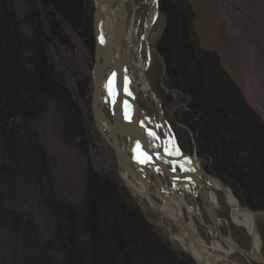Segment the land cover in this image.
Here are the masks:
<instances>
[{"label":"trees","instance_id":"obj_1","mask_svg":"<svg viewBox=\"0 0 264 264\" xmlns=\"http://www.w3.org/2000/svg\"><path fill=\"white\" fill-rule=\"evenodd\" d=\"M26 1L24 21L13 0H0V264L9 251L27 254L23 261L14 257L15 264H197L141 208L120 175L115 151L96 129L95 1ZM135 3L140 38L150 6ZM156 4L146 77L177 146L242 207L264 213L261 114L218 54L201 44L187 0ZM53 104L63 112L64 137L86 161L80 204L58 192L51 156L34 124ZM204 187L218 228L250 250L251 236L232 223L223 192ZM256 225L264 255V214ZM199 229L210 238L208 229Z\"/></svg>","mask_w":264,"mask_h":264},{"label":"bare ground","instance_id":"obj_2","mask_svg":"<svg viewBox=\"0 0 264 264\" xmlns=\"http://www.w3.org/2000/svg\"><path fill=\"white\" fill-rule=\"evenodd\" d=\"M128 1L103 0L99 10L100 63L103 66L106 83L120 89L111 98L103 96L102 92L97 95L95 111L100 127L126 153L127 158L135 161L131 165L126 157L120 159L125 183L142 200L156 203V206L153 205L154 208L176 225L182 247L200 264H231L228 262L232 255L230 249L214 236L210 244L200 237L193 209L186 203L179 185L184 182L192 184L196 180L199 185L207 184L223 191L226 203L230 207L232 222L246 227L253 239V249L256 252L260 248V238L256 229L257 218L239 204L229 188L219 180L205 176L191 157L180 153L162 117L158 119L134 106L131 97L137 98L140 91L147 92L148 82L145 77L146 64L137 56L134 46L135 28L128 20L125 9ZM134 68L139 70V79L132 73ZM113 128L116 132H113ZM159 135L162 139L158 137ZM151 139L157 141L158 151L163 157L171 160L175 169L180 165L192 172L184 175L186 178L177 177L172 173L173 175H170L172 186L164 185L158 176L162 186L156 183L151 175L153 170L157 174V159L160 156L157 154L153 156L148 151V148L152 149ZM156 197L161 201L157 202ZM186 205L189 213L185 209Z\"/></svg>","mask_w":264,"mask_h":264},{"label":"rangeland","instance_id":"obj_3","mask_svg":"<svg viewBox=\"0 0 264 264\" xmlns=\"http://www.w3.org/2000/svg\"><path fill=\"white\" fill-rule=\"evenodd\" d=\"M145 1L148 2L150 9L145 17L143 36L140 38L138 36L141 21L139 15H137L139 6L135 3V0H129L127 8L128 20L134 24L135 28L134 46L136 47L137 56L141 57L145 62L147 71L150 62V45L153 38L152 30L156 24L158 15L156 0ZM187 2L195 11V27L201 44L214 50L218 54L224 68L240 86L249 103L261 114L264 120V0H187ZM13 3L16 12L25 21V11L29 8L28 2L26 0H13ZM132 73L137 79L140 78L139 70L134 68L132 69ZM142 94L144 97L143 100ZM136 99L142 112L145 111L149 115L158 117V119L161 116L164 118L158 100L157 103L152 100L151 92H146V90L140 91ZM63 119L64 115L62 110L53 104L34 124L39 132L42 143L51 156L53 175L58 192L63 198L75 204H80L84 190L86 161L83 154L77 148L70 145L64 137ZM165 125L169 128L166 121ZM170 134L172 135L171 131ZM150 144L153 150L158 146L155 139H151ZM163 160L165 159H162V163L167 166ZM117 162L122 177V169L118 158ZM168 168L172 169V165ZM178 169L179 173H181L180 168ZM184 171L186 173L192 172L188 169ZM151 176L155 181L153 174ZM157 176L164 185L172 186L168 175L162 169L157 168ZM179 188L188 203L190 199H193V204H189L198 211L202 219V213L205 211L207 220L205 221L203 219V221L206 224H210L211 220L206 211L207 204L200 194V190L195 186V190L197 189L199 191L196 196V192L192 193L189 185L186 183H181ZM152 189L155 191L154 187ZM133 194L137 197L138 203L148 217L163 229L172 242L182 247L179 230L176 225L164 218L148 201L142 200L134 192ZM156 201L160 202L161 200L156 197ZM198 205L204 209L203 212L197 209L196 206ZM186 218L188 219L187 214ZM199 226L198 224L197 227L200 237L206 243L210 244L212 234L210 233L211 236L209 239L206 238L207 235L199 229ZM229 233L231 234L229 231L227 235ZM247 233L249 234L248 231ZM9 254L11 256L7 257L8 261L5 264H15L16 259L14 257L16 256L21 261L27 256L24 253L14 256L10 251ZM228 262L231 264H251L246 258L240 255L238 256L237 254H232Z\"/></svg>","mask_w":264,"mask_h":264},{"label":"water","instance_id":"obj_4","mask_svg":"<svg viewBox=\"0 0 264 264\" xmlns=\"http://www.w3.org/2000/svg\"><path fill=\"white\" fill-rule=\"evenodd\" d=\"M95 1V5H96V11H95V20H94V27H95V37H96V40H95V56H94V66H93V82H94V94H93V112H94V118H95V122H96V129L97 131L100 133V135L103 137V139L105 140V142L111 146L113 148V150L115 151L116 155H117V158L119 160V164H120V159L122 157H126V153L123 152V150H121L117 144H115L112 139L106 135L104 133V131L102 130V128L100 127V124H99V119H98V116L96 114V111H95V102H96V98H97V95L102 92L103 93V96H107L109 98H111L114 93H118L120 91L119 88H116L114 85H112L111 83H109L110 85H108L106 83V78H105V75H104V72H103V66L102 64L100 63L101 61V49H100V41H99V10H100V6H101V3L103 0H94ZM126 13L128 14V8H127V5H126ZM145 72H146V68H145ZM145 77H146V74H145ZM147 80V78H146ZM148 82V81H147ZM148 91L151 92V98L152 100L155 101V103H157V99H156V95L151 91V87L149 85V82H148ZM131 100L134 104L135 107H139V104L137 102V99L135 97H131ZM143 116V115H142ZM145 116V115H144ZM143 116V117H144ZM162 117V116H161ZM163 118V117H162ZM164 119V118H163ZM113 132H116V129L113 128ZM159 138L162 139V137L159 135L158 136ZM176 142V141H175ZM148 148V147H147ZM179 148V147H178ZM180 150V149H179ZM148 151L150 152L151 155L154 156V154H157L158 156H160V158L158 157L157 159V168L159 169H162L169 177V180H171L170 178V175L173 173L174 175H176L177 177H183V178H186V176L184 177V175H187V173H183L185 169H188L186 167H183V166H178L181 170V173H177L176 172V169L175 167L172 165L171 163V160L169 158H166V157H163L160 153V151H155L153 149H149L148 148ZM180 153L184 156H189L191 157L196 163V159L194 157H192L191 155L189 154H186V153H183L181 150H180ZM165 159L167 161H169L172 165V169L168 168L167 166H165L163 163H162V159ZM129 160V164L133 165V159L132 158H127ZM135 162V161H134ZM198 164V163H197ZM199 165V164H198ZM200 166V165H199ZM201 168V166H200ZM202 169V168H201ZM190 170V169H188ZM203 170V169H202ZM153 176L155 178V181L156 183H158L159 185H161L159 179L157 178V174L155 173V171L153 170ZM203 173L205 174V176L207 177H211V178H214V179H217L219 180L218 178L206 173L204 170H203ZM172 174V175H173ZM189 174V173H188ZM221 183L222 181L219 180ZM186 184L189 185L190 187V191L192 193L195 192V186L200 190V194L202 195V197L204 198V201L205 203L207 204V207H206V211H207V214L211 220V223L210 224H206L203 219L200 217L198 211L192 206L190 205L188 202H186L188 204L189 207H191L193 209V216H194V219H196V223L197 225L199 224L200 226H203L205 227L206 229L209 230V232L212 234V238L213 236L216 237L225 247H227L228 249L231 250V254H238L244 258H246L248 260V262L252 263V264H264V255L262 253V246H263V242H262V238H261V235L259 234L258 232V229H257V225H256V229H257V232L259 234V238H260V248H259V251H254L253 249V239H252V246H251V249L250 250H246L244 248H242L232 237V235L229 233L228 235H224L221 230L218 228L217 226V220H218V217L216 215V212H215V209L213 207V204L208 196V193L207 191L205 190L204 188V185H199V183L195 180L192 184L191 183H188V182H184ZM223 184V183H222ZM224 185V184H223ZM162 186V185H161ZM225 186V185H224ZM223 192V191H222ZM224 196H225V193L223 192ZM226 198V197H225ZM150 203V202H149ZM151 206L155 205L156 206V203H150ZM187 205L185 206V209L186 211L188 212V207ZM154 207V206H153ZM245 208V207H244ZM249 211H251L255 217L257 218L258 215H263L264 213L262 212H255L253 210H250L248 208H245ZM189 213V212H188ZM164 217V216H163ZM189 217V216H188ZM166 218V217H164ZM167 219V218H166ZM168 220V219H167ZM172 222V221H171ZM241 226V225H240ZM243 226V225H242ZM246 228V227H245ZM251 236V235H250ZM212 240V239H211ZM187 253L188 250L187 249H184ZM190 254V253H189ZM191 255V254H190ZM192 256V255H191ZM193 257V256H192ZM194 258V257H193ZM194 260L197 262V264H200L195 258Z\"/></svg>","mask_w":264,"mask_h":264},{"label":"snow or ice","instance_id":"obj_5","mask_svg":"<svg viewBox=\"0 0 264 264\" xmlns=\"http://www.w3.org/2000/svg\"><path fill=\"white\" fill-rule=\"evenodd\" d=\"M154 135V134H153Z\"/></svg>","mask_w":264,"mask_h":264}]
</instances>
